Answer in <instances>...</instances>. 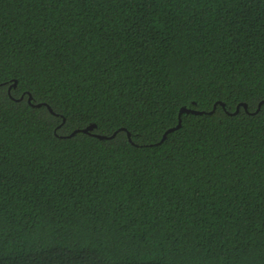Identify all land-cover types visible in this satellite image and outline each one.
<instances>
[{"label":"trees","instance_id":"16d2710c","mask_svg":"<svg viewBox=\"0 0 264 264\" xmlns=\"http://www.w3.org/2000/svg\"><path fill=\"white\" fill-rule=\"evenodd\" d=\"M0 264H264V0H0Z\"/></svg>","mask_w":264,"mask_h":264},{"label":"water","instance_id":"95a60500","mask_svg":"<svg viewBox=\"0 0 264 264\" xmlns=\"http://www.w3.org/2000/svg\"><path fill=\"white\" fill-rule=\"evenodd\" d=\"M14 85H16V83H14ZM22 97H23V96H22ZM22 97H21V98H22ZM30 100H31V96L29 97V101H30ZM36 105H40V103H38V104H36ZM243 105H244L245 108H247V105H246L245 103H243ZM259 106H260V105H259ZM237 110H238V108H237ZM182 112H194V113H200V111H197V110H194V109H191V108H186V107H182V108L180 109V113H182ZM180 122H181V120L179 119V122H178L177 126L174 127V128H170V129H168V130L165 132L163 138L165 137V135H166V133H167L168 131H171V130L177 128V127L180 125ZM94 126H95L94 124H90V125H88V126L85 127V128L74 130L71 134H74V133H76L77 131H84V132H87V131L93 129ZM95 135H97V136L100 137V138H107V137H111V136L115 135V133L112 134L111 136H106V135H101V134H95Z\"/></svg>","mask_w":264,"mask_h":264}]
</instances>
